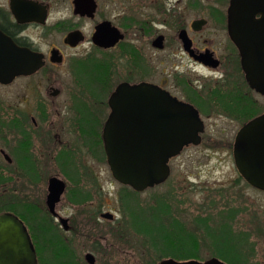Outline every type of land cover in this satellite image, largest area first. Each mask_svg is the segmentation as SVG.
<instances>
[{
  "label": "flooded vegetation",
  "instance_id": "obj_1",
  "mask_svg": "<svg viewBox=\"0 0 264 264\" xmlns=\"http://www.w3.org/2000/svg\"><path fill=\"white\" fill-rule=\"evenodd\" d=\"M232 1L0 0V58L7 45H14L39 54L42 61L34 73L0 82L6 87L22 80L26 95L17 92L13 102L0 107V216L13 215L21 222L35 264H52L59 258L52 237L37 235L39 222H55L70 231L69 218L57 208L67 187L68 164L83 151L95 159L101 152L106 161L102 129L110 112L108 98L119 84H153L194 107L204 126L215 109L219 116L237 120L238 130L264 113L260 104L264 96L248 85L241 52L230 36ZM245 11L242 6L237 21ZM260 16L257 13L255 18ZM123 63L125 75L114 85ZM64 68L66 78L73 68L92 87L91 93L68 92L76 109L73 123L52 115L58 114L52 105L69 82L61 79ZM92 68L98 71L95 76L88 74ZM101 96L106 100L100 101ZM104 108L109 112L103 119ZM78 130L85 131L83 137L77 134L79 143L74 145L79 146H70L69 134ZM54 178L65 188L52 213L47 195ZM38 209L47 219H37ZM60 264H67L66 256H60Z\"/></svg>",
  "mask_w": 264,
  "mask_h": 264
},
{
  "label": "rangeland",
  "instance_id": "obj_2",
  "mask_svg": "<svg viewBox=\"0 0 264 264\" xmlns=\"http://www.w3.org/2000/svg\"><path fill=\"white\" fill-rule=\"evenodd\" d=\"M124 63L116 70L114 85L125 75ZM66 71L64 68L60 73L61 79L69 82L65 93L52 105L58 114L52 115L53 119L63 117L73 123L76 109L68 92L86 93L92 87H88L81 72L72 68L66 78ZM24 85L20 80L0 87V107H5L7 101L13 102L17 92L25 98ZM106 87L101 90L103 95ZM105 100L106 97H100V101ZM260 104L264 106L262 99ZM21 106L26 107L24 103ZM108 112L104 108L103 119ZM219 114V109H215L206 116L199 145H189L168 160L169 178L135 194L133 203L127 200L132 189L113 178L101 152L95 155L96 159L83 151L78 162L70 160L64 179L67 187L57 205L60 215L69 218L70 231L65 232L55 222L38 223L41 228L37 235L52 237L53 250L59 256L51 263L60 264V256H66L67 264H88L85 255L91 253L95 264H158L166 258L175 259L166 256L179 253L175 249L187 245L189 253L195 254L191 256L196 257L191 260L217 257L226 264H264V191L252 188L240 178L232 158V144L240 123ZM84 132L72 131L69 145L79 146L74 145L78 142L77 134L83 137ZM40 183L37 181L38 191H41ZM131 208L141 211L150 222H156L153 218L156 214V225L164 229L162 237L156 239L134 229ZM105 213L113 217L103 218ZM36 216L44 220L48 215L38 209ZM168 248L173 250L166 253L164 250Z\"/></svg>",
  "mask_w": 264,
  "mask_h": 264
},
{
  "label": "water",
  "instance_id": "obj_3",
  "mask_svg": "<svg viewBox=\"0 0 264 264\" xmlns=\"http://www.w3.org/2000/svg\"><path fill=\"white\" fill-rule=\"evenodd\" d=\"M230 36L241 52V66L248 85L264 96V0H234ZM246 9L237 21V12ZM251 12L248 13L247 10ZM259 13V19L255 15ZM243 22V23H241ZM238 27H243L244 30ZM42 65L41 56L25 48L7 45L0 58V82L30 75ZM110 112L102 129V142L113 178L136 192L164 183L170 176V159L184 147L199 145L204 124L190 105L170 97L150 83L119 84L108 98ZM234 165L252 188L264 191V113L247 121L232 146ZM64 183L52 179L47 205H54ZM111 219L110 213L102 214ZM65 224L66 220L61 219ZM66 228V226H64ZM0 264H35L21 222L13 215L0 216ZM88 264H95L86 253ZM158 264H226L216 257L205 261L166 258Z\"/></svg>",
  "mask_w": 264,
  "mask_h": 264
},
{
  "label": "trees",
  "instance_id": "obj_4",
  "mask_svg": "<svg viewBox=\"0 0 264 264\" xmlns=\"http://www.w3.org/2000/svg\"><path fill=\"white\" fill-rule=\"evenodd\" d=\"M90 72L92 74H94V75H96L98 73V71L95 70L94 68H92ZM96 79L99 80V81L101 80V79H99L97 77H96ZM135 194H137V192L131 191V193H130L131 196H130V198L127 197V200L130 199V202L133 203V201L136 200L135 199ZM130 211H131L130 212V217L132 218L131 226L134 229H136L137 231L143 233V235L150 236V237H153V238H156V239L162 237V234L161 233H163V230L164 229L160 228L161 226L159 227L158 225H156V222H157V219H158V216L156 214H154V217H153L154 220H156V222H150L148 219L146 220L145 218H143V213L141 211H139L137 209H134V208H131ZM215 239H218V241L220 240L219 238H215ZM218 241H214V242L216 243ZM182 242L184 244H187V242H184V241H182ZM179 249L180 250L175 249V251H177V252L179 251V253L181 255L179 253H173L172 255H174V256L169 255V256H166V257H173V258L178 259V260H188V259L191 260L192 258H196L195 256H191V254H194V253H191V254L189 253L190 250L187 247V245L186 246H183V247H180ZM168 250L169 251H172L173 249L168 248V249H166L164 251L166 253H169ZM238 260H239V258H238ZM236 264H238V262Z\"/></svg>",
  "mask_w": 264,
  "mask_h": 264
}]
</instances>
